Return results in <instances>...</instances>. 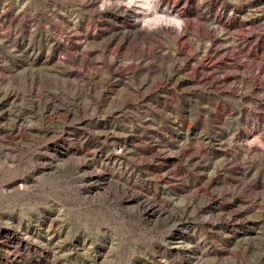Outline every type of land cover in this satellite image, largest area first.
Returning <instances> with one entry per match:
<instances>
[{
	"label": "rangeland",
	"instance_id": "obj_1",
	"mask_svg": "<svg viewBox=\"0 0 264 264\" xmlns=\"http://www.w3.org/2000/svg\"><path fill=\"white\" fill-rule=\"evenodd\" d=\"M0 264H264V0H0Z\"/></svg>",
	"mask_w": 264,
	"mask_h": 264
}]
</instances>
